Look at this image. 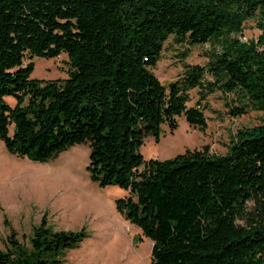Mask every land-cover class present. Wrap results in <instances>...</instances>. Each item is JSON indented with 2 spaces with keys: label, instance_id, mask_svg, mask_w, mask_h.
<instances>
[{
  "label": "trees",
  "instance_id": "1",
  "mask_svg": "<svg viewBox=\"0 0 264 264\" xmlns=\"http://www.w3.org/2000/svg\"><path fill=\"white\" fill-rule=\"evenodd\" d=\"M256 18L260 33L243 42ZM170 36L213 48L164 86L152 69ZM62 52L66 78H31L33 57ZM215 91L233 95V117L264 112V0H0V142L35 162L88 143L90 180L127 191L115 208L150 240V264H264V122L237 129L225 154L140 152L177 116L205 131ZM84 237L43 218L28 246L7 237L0 264H61Z\"/></svg>",
  "mask_w": 264,
  "mask_h": 264
},
{
  "label": "rangeland",
  "instance_id": "2",
  "mask_svg": "<svg viewBox=\"0 0 264 264\" xmlns=\"http://www.w3.org/2000/svg\"><path fill=\"white\" fill-rule=\"evenodd\" d=\"M260 21H245L239 35L243 42L257 38ZM211 48L210 44L179 43L170 36L152 71L167 86L183 73L184 64L204 65ZM32 61L31 78L67 77L68 57L64 52L54 58L35 56ZM232 98V94L220 91L210 94L202 102L207 106L205 131L190 126L184 115L177 116V128L170 131L163 124L159 139L147 137L141 154L145 159L164 160L205 144L211 153L225 154L237 129L264 122L261 111L250 109L237 117L228 114L226 103H232ZM197 100V88L189 90L188 106ZM7 101L14 104L12 97ZM89 151L88 143H79L47 162H35L10 154L0 142V250H5L6 239L12 235L28 246L33 229L45 218L52 231H85L79 246L64 252L61 264H150V240L115 208V200L127 191L115 185L101 187L90 180L86 170Z\"/></svg>",
  "mask_w": 264,
  "mask_h": 264
}]
</instances>
